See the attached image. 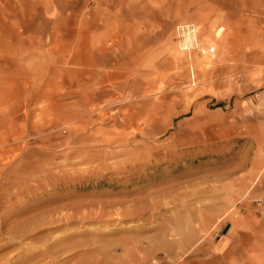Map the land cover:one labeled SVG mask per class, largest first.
Here are the masks:
<instances>
[{"label":"rangeland","instance_id":"374dc122","mask_svg":"<svg viewBox=\"0 0 264 264\" xmlns=\"http://www.w3.org/2000/svg\"><path fill=\"white\" fill-rule=\"evenodd\" d=\"M0 264H264V0H0Z\"/></svg>","mask_w":264,"mask_h":264},{"label":"crops","instance_id":"0c3cea01","mask_svg":"<svg viewBox=\"0 0 264 264\" xmlns=\"http://www.w3.org/2000/svg\"><path fill=\"white\" fill-rule=\"evenodd\" d=\"M230 229H226L219 237L216 243V249L218 250H237L247 246L249 239L252 236L251 232L245 231L244 229H239L234 235H228ZM255 240V227H253V241Z\"/></svg>","mask_w":264,"mask_h":264},{"label":"bare ground","instance_id":"6f19581e","mask_svg":"<svg viewBox=\"0 0 264 264\" xmlns=\"http://www.w3.org/2000/svg\"><path fill=\"white\" fill-rule=\"evenodd\" d=\"M75 184V183H74ZM74 184H72L71 185V183H69V182H60V181H56L55 182V184H54V187H55V189L56 190H62L64 187L66 188H68V187H70V186H72V187H75V185ZM78 188V187H77ZM85 188V187H84ZM81 189V188H80ZM32 191V190H31ZM31 191H28V192H30L31 193ZM32 194V193H31ZM57 197V196H56ZM49 201V200H48ZM31 204V203H30ZM34 204V203H33ZM76 204V203H75ZM29 205V204H28ZM3 216V215H2ZM29 217V216H28ZM90 217H91V215H90ZM67 218V217H66ZM60 219V218H59ZM68 219V218H67ZM54 220V219H53ZM57 221H59V220H57ZM2 222V221H1ZM6 225V224H5ZM3 228V227H2ZM59 228V227H58ZM58 230V229H57ZM11 231H13V230H11ZM58 239V238H57ZM63 239V238H62ZM56 241V240H55ZM59 241H60V239H58V243H59ZM57 242H56V245H59ZM61 243V242H60ZM56 248H59V246H56ZM45 249H46V247H45ZM50 251V250H49ZM55 252V251H54ZM44 254L46 255V253L45 252H43V250L42 251H39V250H37V251H33V250H29L28 251V253H25L21 258L23 259V261L25 260H27V262L29 261H33V260H35V259H37L38 257H41L42 255L44 256ZM18 261V260H17ZM21 261V260H20ZM16 262V261H15Z\"/></svg>","mask_w":264,"mask_h":264},{"label":"built area","instance_id":"2783aa9c","mask_svg":"<svg viewBox=\"0 0 264 264\" xmlns=\"http://www.w3.org/2000/svg\"><path fill=\"white\" fill-rule=\"evenodd\" d=\"M194 27L193 26H188L187 28H185L183 25L178 27V33L181 34L182 36H184V40H188L189 35L193 36L194 32Z\"/></svg>","mask_w":264,"mask_h":264}]
</instances>
